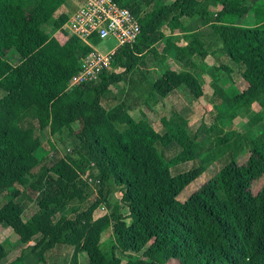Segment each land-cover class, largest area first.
<instances>
[{"label":"trees","instance_id":"trees-1","mask_svg":"<svg viewBox=\"0 0 264 264\" xmlns=\"http://www.w3.org/2000/svg\"><path fill=\"white\" fill-rule=\"evenodd\" d=\"M114 1L137 16L139 35L133 44L116 49L97 81L66 89L85 47L53 31L71 13L61 11L50 20L65 0H0V195L7 192L10 197L0 206V224L20 243L39 235L31 251L43 264L44 253L55 245L72 249L67 264H76L78 252L86 264H264V1L170 0L141 13L138 0ZM188 18L216 35L221 54L241 68L245 87L225 90L228 107L222 119L230 122L239 108L254 105L258 108L251 120L260 123V130L253 136L241 132L227 152L229 160L179 198L209 163L200 161L171 174L172 166L198 157L185 119L177 114L160 117L163 130L157 132L149 121L134 120L127 105L108 107L103 100L114 84L125 81L137 60L161 65L170 49L179 70L165 67L152 81L151 92L163 98L182 86L193 99L204 98L196 75L200 67L189 47L194 41L204 50L199 40L203 30L173 37L186 30L183 20ZM15 55L19 61L12 63ZM217 68L229 71L225 65ZM215 97L218 100L212 91L208 100ZM45 130L66 131L70 153L43 165L55 190L42 187L34 211L26 217L17 198L22 189L37 186L33 169L41 159L35 152L43 146ZM226 135L216 144L225 143ZM156 142L179 150L165 158ZM243 151L242 160L235 161ZM85 177L98 180V195L85 209L55 220L69 200L89 195ZM111 185L118 187V200L109 213L92 217L99 204L108 205ZM108 227L115 244L106 256L99 240ZM146 245L150 258L137 257ZM5 255L0 244V261Z\"/></svg>","mask_w":264,"mask_h":264},{"label":"rangeland","instance_id":"rangeland-1","mask_svg":"<svg viewBox=\"0 0 264 264\" xmlns=\"http://www.w3.org/2000/svg\"><path fill=\"white\" fill-rule=\"evenodd\" d=\"M139 7L138 12L149 10L150 8L163 3L167 0H138ZM252 1V0H251ZM264 1V0H263ZM79 5V0H65L60 9L56 10L51 16L52 21L61 11L69 12L68 8L72 7V11ZM215 9V8H214ZM71 11V12H72ZM54 31V30H53ZM51 32V34L53 33ZM211 32L206 30L205 37L210 40L209 48L201 46V49L209 52V57L207 61H202L201 50L198 44L194 43V48L196 49L195 60L197 65H199V76L204 98L198 100L193 99L189 96L184 87L177 88L178 92H174L164 98H159L154 93L151 92L150 86L152 81L158 77L163 69L151 64L141 63L139 60L135 62L133 69L126 75L124 82L116 83L112 86L111 91L104 98L103 104L111 107L115 104L122 103L129 107V114L134 120L147 119L157 132H162V124L159 120L160 117L172 118L175 114L181 116L185 119V128L187 132L195 137L198 157L193 161H186L178 163L171 167V174H176L191 168L196 167L200 161L203 163L209 160V163L205 167L204 171L196 178V180L190 183L180 194L179 198L193 190H195L199 184L205 182L207 179L211 178L214 173L222 167L229 160V153L227 152L235 147V145L240 140V133L244 132L248 135H255L260 130V123H252L251 117L256 113L257 106H250L247 108H239L237 110L234 118L230 122H225L223 114L228 107V99L225 97V90L231 88V91L242 90L245 87L243 80L240 77L241 68L233 63L226 56H214L211 55H221L220 53V43L218 39H214V36L210 34ZM55 34H57L55 32ZM209 35V36H208ZM204 38V37H203ZM95 48L100 51H106L114 45V40L112 39H101L93 43ZM160 47H162L163 42L160 41ZM203 47V48H202ZM217 52V53H216ZM173 54V51H167L166 54ZM204 56V54H203ZM12 63H17L19 58L17 55L10 58ZM149 63V62H147ZM218 65H225L229 71H225L217 68ZM116 69L115 71H119ZM177 70V69H176ZM237 88V89H235ZM212 91L217 94L212 100H208L212 97ZM138 99L137 107L133 108L134 100ZM144 103H143V102ZM142 102V103H141ZM261 123L264 124V119ZM226 135V142L217 145L216 142L218 138L222 137L223 134ZM43 146L37 149L35 152L36 157L40 162L33 169V173L36 178L33 180L36 182L37 186L35 188H24L21 190L19 197L17 198L22 209L24 210V215L27 217L34 211L35 202L40 198V191L42 187H46L48 191L55 190L53 183H50L51 174L45 171V163L47 161L53 160L55 157H65L70 152L66 149H70V144H68V136L66 131L56 132L50 134L47 130L42 131ZM220 141V140H219ZM51 147V148H50ZM157 150L165 157L171 158L175 155L179 148L177 145L163 147L158 142L155 143ZM243 152H240L235 161L242 160L244 157ZM44 173V175H42ZM48 182L46 183V181ZM263 182V178L259 179L252 186L253 191H256ZM8 198V193L3 192L0 195V206ZM119 198L118 187L111 185L108 189V193L105 199L108 205H104V209L96 208L93 212L92 217H97L103 213H109L112 205ZM93 200L89 195L77 196L69 200L64 207L56 213L54 219H58L59 216L69 218L73 215V210L85 209ZM39 239V235H34L29 241L25 243H20L17 237L7 228L5 224H0V244L3 246L6 255L4 259L0 261V264H6L16 258H21L22 264H43L36 259L34 252L31 251L33 244ZM115 244L114 235L110 227L105 229L99 240V246L101 251L106 255H110V247ZM35 251V250H34ZM147 245L138 253L137 257L140 258H150L147 254ZM72 249L64 245H55L53 248L44 253V263L45 264H67L71 258ZM116 255L120 256L119 251L114 249ZM125 259H122L124 261ZM76 264H86V257L83 253L78 252L76 255Z\"/></svg>","mask_w":264,"mask_h":264},{"label":"built area","instance_id":"built-area-1","mask_svg":"<svg viewBox=\"0 0 264 264\" xmlns=\"http://www.w3.org/2000/svg\"><path fill=\"white\" fill-rule=\"evenodd\" d=\"M54 32L75 38L85 47L78 61V70L66 82V89H69L97 81L100 73L109 67L116 49L135 42L140 26L137 16L114 0H81ZM101 39H112L114 45L106 51L97 50L93 43ZM84 179L90 187L89 197L95 198L98 180ZM98 207L104 209L105 206L99 204Z\"/></svg>","mask_w":264,"mask_h":264},{"label":"crops","instance_id":"crops-1","mask_svg":"<svg viewBox=\"0 0 264 264\" xmlns=\"http://www.w3.org/2000/svg\"><path fill=\"white\" fill-rule=\"evenodd\" d=\"M168 1H170V0H167V1H165V2H168ZM68 11H72V7L71 8H68ZM183 25L186 27V30L185 31H181V32H175L174 34H173V37L174 38H176V37H179V35H183V34H186V33H192V32H195V31H199V29H201V30H203V33H202V35L200 36V38H199V40L201 41V43H202V45L204 46V44L206 45L205 47H207V48H209V46H210V40L208 39L209 37L211 38V36H209L208 38H206L205 37V33H206V27H205V25L204 26H202V27H200V26H196V24H195V22H194V19L193 18H188V19H185V20H183ZM212 36H214V39H217V37H216V35H214L212 32L210 33ZM204 37V38H203ZM162 42L164 43V39H162ZM194 43L196 44V42H194V41H192L190 44H189V47L194 51V53L196 54V49L194 48L195 46H194ZM158 47H160V46H158ZM157 47V49L158 50H160L159 48ZM171 51H173V49H170ZM170 50H168V51H170ZM205 50V49H204ZM202 51L201 52V54L199 55L200 57H202L201 59H202V61L204 62V60H205V62L207 61V59H208V57H209V52H206V51ZM217 53V52H216ZM221 53V52H220ZM203 54H204V56H203ZM214 54V53H213ZM211 55V58L214 56V58L215 57H219V56H223L222 54L221 55H218V54H216V55ZM165 56H166V61L163 63V64H161V65H159L158 63H156V64H153V65H155V66H157V67H159V68H161V69H164L165 67H168L169 69H172V70H175V71H177V70H179V66L177 65V64H175L173 61H172V57H173V54L172 55H169V53H165ZM19 58V57H18ZM194 59H195V57H194ZM19 61V60H18ZM196 61V60H195ZM146 64H149V65H151V63H146ZM177 69V70H176ZM179 88V87H178ZM174 92H178V90H177V88L176 89H174L171 93H169V94H167L166 96H168V95H170V94H173ZM1 94V93H0ZM165 96V97H166ZM164 98V97H163ZM143 102V101H142ZM141 102V103H142ZM144 103V102H143ZM137 105H138V99H136L135 98V100H134V102H133V108L135 107H137ZM127 109H128V113H129V107L127 106ZM34 117V116H33ZM146 118V117H145ZM145 118H143V119H145ZM145 120H147V119H145ZM148 121V120H147Z\"/></svg>","mask_w":264,"mask_h":264}]
</instances>
